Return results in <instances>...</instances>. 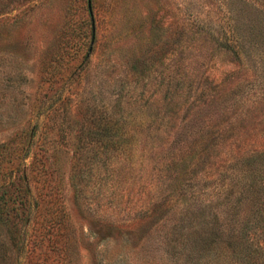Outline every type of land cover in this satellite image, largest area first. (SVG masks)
<instances>
[{"label":"rangeland","instance_id":"1","mask_svg":"<svg viewBox=\"0 0 264 264\" xmlns=\"http://www.w3.org/2000/svg\"><path fill=\"white\" fill-rule=\"evenodd\" d=\"M90 6L0 0V264L227 263L205 226L264 153V0Z\"/></svg>","mask_w":264,"mask_h":264},{"label":"trees","instance_id":"2","mask_svg":"<svg viewBox=\"0 0 264 264\" xmlns=\"http://www.w3.org/2000/svg\"><path fill=\"white\" fill-rule=\"evenodd\" d=\"M235 35L239 38L237 32ZM222 48L235 58L242 53L239 42H226ZM261 154L232 158L236 165L235 182L229 185L224 196L227 201L235 199V202H228V212L232 213L216 220L212 228L205 226L206 230L215 229L221 247L217 258L228 261L225 264H264V160L261 159L264 153ZM233 192L236 196L232 197ZM224 204L225 201L220 206ZM197 238L202 245H207L210 240L208 236Z\"/></svg>","mask_w":264,"mask_h":264},{"label":"water","instance_id":"3","mask_svg":"<svg viewBox=\"0 0 264 264\" xmlns=\"http://www.w3.org/2000/svg\"><path fill=\"white\" fill-rule=\"evenodd\" d=\"M88 9H89L90 14L92 15L91 6H90V0H88Z\"/></svg>","mask_w":264,"mask_h":264}]
</instances>
